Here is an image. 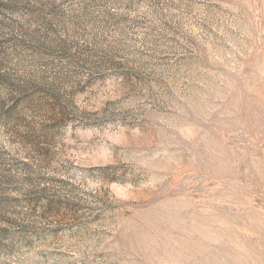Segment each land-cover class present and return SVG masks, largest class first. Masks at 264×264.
I'll list each match as a JSON object with an SVG mask.
<instances>
[{"label":"rangeland","instance_id":"1","mask_svg":"<svg viewBox=\"0 0 264 264\" xmlns=\"http://www.w3.org/2000/svg\"><path fill=\"white\" fill-rule=\"evenodd\" d=\"M0 264H264V0H0Z\"/></svg>","mask_w":264,"mask_h":264}]
</instances>
